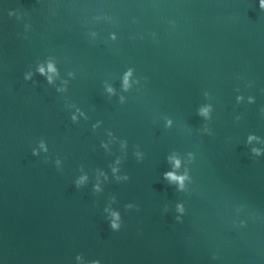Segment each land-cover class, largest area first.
<instances>
[{
  "label": "water",
  "instance_id": "obj_1",
  "mask_svg": "<svg viewBox=\"0 0 264 264\" xmlns=\"http://www.w3.org/2000/svg\"><path fill=\"white\" fill-rule=\"evenodd\" d=\"M259 5L0 0V264H264Z\"/></svg>",
  "mask_w": 264,
  "mask_h": 264
},
{
  "label": "clouds",
  "instance_id": "obj_2",
  "mask_svg": "<svg viewBox=\"0 0 264 264\" xmlns=\"http://www.w3.org/2000/svg\"><path fill=\"white\" fill-rule=\"evenodd\" d=\"M259 7L262 10H264V0H260ZM47 68H48V71L49 72H55L56 71V69L54 68V66L51 63L48 64ZM38 70H39V72L41 74H43L44 71H45V69L43 67H40ZM130 74H131V69H129V71L126 72L125 75H124V85H125V87H127V84H128V76ZM25 78L27 79V76ZM48 80H49V82L51 81V76L48 77ZM109 91H111V89H109ZM206 111H207L206 109H201V113L202 114H206ZM32 154L33 155L36 154L35 149L32 150ZM179 164H180V161L178 159L177 160H174V167H179ZM114 171H115V169H114ZM163 175L169 181L178 182V184L180 185V187L181 188L183 187V181L185 179V176L184 175H177L174 171L165 172V173H163ZM177 208L180 209V205H177ZM112 215L114 217H116L117 219L119 218L118 214L115 213V212ZM176 219L179 220V217H177ZM242 224H243V222H242ZM110 227L113 230H118L120 228V226L115 222V220H113L111 222ZM76 258L79 259L80 258V255L77 254V257ZM88 264H100V260H98V259H92V260H89L88 261Z\"/></svg>",
  "mask_w": 264,
  "mask_h": 264
}]
</instances>
